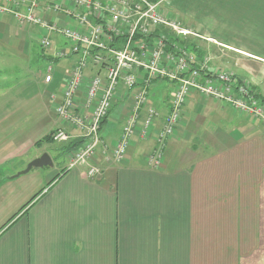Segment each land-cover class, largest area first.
Instances as JSON below:
<instances>
[{
	"label": "crops",
	"instance_id": "1",
	"mask_svg": "<svg viewBox=\"0 0 264 264\" xmlns=\"http://www.w3.org/2000/svg\"><path fill=\"white\" fill-rule=\"evenodd\" d=\"M150 1L204 36L164 29L172 41L264 97V0ZM64 16L48 17L60 24ZM42 33L0 12V264H264V122L195 91L161 146L159 118L143 136L138 126L115 161L110 150L137 89L120 88L90 162L101 173L88 177L86 165L68 168L83 138L55 113L73 59L53 57L68 47L59 34L37 53ZM32 56L46 62L43 75L32 70ZM172 89L160 80L150 87L148 101L161 115ZM161 90L169 92L159 100ZM59 127L68 141L36 143ZM61 143L64 170L46 151ZM42 153L51 165L17 174Z\"/></svg>",
	"mask_w": 264,
	"mask_h": 264
},
{
	"label": "built area",
	"instance_id": "2",
	"mask_svg": "<svg viewBox=\"0 0 264 264\" xmlns=\"http://www.w3.org/2000/svg\"><path fill=\"white\" fill-rule=\"evenodd\" d=\"M157 4L150 0H4L0 12H7L19 24L38 25L42 30L39 44L51 47V34H59L67 48L55 50L53 57L72 58L60 99L55 102V113L70 128L80 132L83 143L71 156L68 168L86 165L88 177L101 173L91 164L96 150L103 144L101 121L109 114L120 88L133 90L134 99L127 113L116 143L110 150L115 161H121L132 135L150 131L159 118L156 131L159 146L172 135L186 98L199 92L229 104L237 112L248 114L264 122V104L252 94L250 86L228 69L212 70L207 58L198 61L185 46L169 38L164 29L177 35H194L179 22L160 14ZM61 12L66 21L55 23L48 16ZM169 48V49H168ZM92 69L86 90L80 87ZM51 75L45 76L49 81ZM173 81L166 113L161 115L149 103V91L154 80ZM144 114L141 116V107ZM70 134L64 128L51 133L53 142H66ZM104 147L103 153L106 152ZM153 163H159L155 153ZM152 159V158H151Z\"/></svg>",
	"mask_w": 264,
	"mask_h": 264
},
{
	"label": "rangeland",
	"instance_id": "3",
	"mask_svg": "<svg viewBox=\"0 0 264 264\" xmlns=\"http://www.w3.org/2000/svg\"><path fill=\"white\" fill-rule=\"evenodd\" d=\"M165 32V31H164ZM166 34H167V32H165ZM51 36V35H50ZM60 36V35H59ZM61 37V39H62V36H60ZM35 42H37V41H39L38 40V38L36 39V40H34ZM34 42V50L37 52V53H39V52H41V47H40V45L38 44V43H35ZM68 44V43H67ZM62 49V48H61ZM60 50V49H59ZM34 51V54H36V52ZM38 58V57H37ZM30 63H31V68H32V70L33 71H35L36 69L38 70L39 69V71L41 72V74L43 75L44 74V72H45V69H46V62L45 61H43L42 59H35L33 56H32V58H30ZM36 70V71H37ZM91 73H92V69H87L86 71H85V75H86V77H89L90 75H91ZM160 81H161V79H160ZM164 83H168V84H170V82H164ZM165 87L166 88H168V87H170V86H168V85H165ZM169 92V90L168 91H165V90H161V91H159L158 92V94H160V97H159V100H161L162 98H164V96L165 95H167V93ZM252 94L254 95L255 94V92H252ZM60 143V142H59ZM63 145H64V143H61V144H59V145H57V151H53V149H51V148H48L46 151L50 154V156H52L53 158H54V160H55V162H56V164H58V167H61L60 169L62 170V169H64V167H65V164H66V155H65V153L63 152L64 151V149L62 148L63 147ZM95 156H96V154H95ZM95 156L93 157V159H95ZM46 168V167H45ZM49 172H52V169H51V167L49 168ZM87 176V175H86Z\"/></svg>",
	"mask_w": 264,
	"mask_h": 264
},
{
	"label": "water",
	"instance_id": "4",
	"mask_svg": "<svg viewBox=\"0 0 264 264\" xmlns=\"http://www.w3.org/2000/svg\"><path fill=\"white\" fill-rule=\"evenodd\" d=\"M51 164H52V160L50 156L47 153H42L38 157H35L32 160H30L26 164L25 168L18 171L17 174L26 173L27 171H29L31 168L34 167H43L45 165H51Z\"/></svg>",
	"mask_w": 264,
	"mask_h": 264
},
{
	"label": "trees",
	"instance_id": "5",
	"mask_svg": "<svg viewBox=\"0 0 264 264\" xmlns=\"http://www.w3.org/2000/svg\"><path fill=\"white\" fill-rule=\"evenodd\" d=\"M169 49V48H168ZM57 58V57H56ZM240 80H242V79H240ZM154 81H156V80H154ZM161 82H168L167 80H161ZM170 84L174 87V82L173 81H171L170 82ZM251 88V87H250ZM251 90H252V92H255V94H254V96L256 97V98H258L263 104H264V97H262L258 92H256L253 88H251ZM111 109V108H110ZM107 118V116L101 121V124L104 122V120ZM53 132V131H52ZM51 132V133H52ZM51 133L50 134H48L47 136H45V137H43L41 140H38L36 143H39V142H41V141H47V142H53L52 141V138H51ZM64 170V169H63ZM56 177H58V176H56ZM35 197V196H34ZM33 197V198H34ZM33 198H31V199H33Z\"/></svg>",
	"mask_w": 264,
	"mask_h": 264
}]
</instances>
